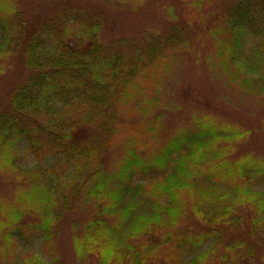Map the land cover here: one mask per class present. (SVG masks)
<instances>
[{
	"label": "trees",
	"instance_id": "16d2710c",
	"mask_svg": "<svg viewBox=\"0 0 264 264\" xmlns=\"http://www.w3.org/2000/svg\"><path fill=\"white\" fill-rule=\"evenodd\" d=\"M81 1L0 0V71L18 73L0 98V264H217L221 245L255 264L233 233L264 235V154L239 150L257 136L150 89L180 48L195 79L203 68L264 103V0H191L200 31L180 21L116 49L111 8L147 24L160 10L176 21L175 2Z\"/></svg>",
	"mask_w": 264,
	"mask_h": 264
},
{
	"label": "rangeland",
	"instance_id": "374dc122",
	"mask_svg": "<svg viewBox=\"0 0 264 264\" xmlns=\"http://www.w3.org/2000/svg\"><path fill=\"white\" fill-rule=\"evenodd\" d=\"M34 5L40 4L43 0H33ZM86 0H82L80 3H84ZM98 1V0H96ZM191 0H168V2H175L171 10L173 16L176 18L174 21L173 17L169 16L166 10L149 12L147 16L150 20L145 24V21L141 15L135 16L131 13L124 14L123 11L111 8V22H115V25L109 27V32L106 33L105 39L108 45L114 44L113 47H121L122 43L125 47L132 48L145 44L144 42L148 40H155L157 42L163 41L168 35H170L174 27L179 26V22H185V25L192 29L191 31H200L201 22L194 17L190 8H187V3ZM27 5L24 8H30L31 1L25 0ZM29 3V4H28ZM146 3V0L144 4ZM110 0H102L101 8L108 10L111 7ZM24 6V5H23ZM105 7V8H104ZM162 13L166 15L163 19ZM211 17V16H210ZM178 22V23H177ZM145 25V27H144ZM144 27V28H143ZM111 33V34H110ZM182 34V31H179ZM109 34V35H108ZM180 34V35H181ZM186 34V32H185ZM122 42V43H121ZM106 44V46H108ZM163 44V43H161ZM208 45V44H207ZM205 46L201 47L199 50L204 52ZM118 51H121L118 49ZM207 51V50H206ZM188 53L182 49L169 50L164 62H166V67H159L155 72L161 75L156 81L155 86L150 89V92L160 93L163 99V104H167L169 107L178 108L180 106H185L187 104V97L194 96L198 103L212 105V110L216 112L221 117L222 122H232L238 124L242 128H246L251 131L249 136H257L254 144L247 145V142H243L240 145L239 150L253 148L258 153L264 154V103H256L255 100H249L248 96L243 95L234 90V87H229L221 77L212 79L206 74L202 68L200 71L199 78H196L197 71L195 68H191L190 64L188 66ZM207 72V71H206ZM14 71V65L11 60H6L1 66L0 71V98L1 92L6 91L8 82L12 81L18 73ZM223 100L221 101V99ZM251 101V102H250ZM6 105V101L0 106ZM162 109V108H161ZM224 111V112H223ZM237 113V115L231 116V112ZM176 112V111H175ZM254 155V154H253ZM264 190V184L260 186ZM250 217V213L246 212ZM245 218L243 217V221ZM246 222L249 224L250 220L247 218ZM247 226L244 225L240 228L238 233L244 238L255 243L257 247L255 249V264H264V235L260 233L246 232ZM65 244V241L62 240ZM247 245V244H246ZM69 247L67 249L69 251ZM244 247L229 250L221 245L216 256L218 258L217 264H239L243 258ZM223 254V255H221ZM241 256V257H239ZM223 260L220 261V259ZM237 258H241L237 261ZM220 261V262H219ZM244 261V260H243Z\"/></svg>",
	"mask_w": 264,
	"mask_h": 264
}]
</instances>
